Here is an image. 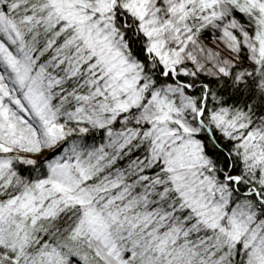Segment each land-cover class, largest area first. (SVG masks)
Instances as JSON below:
<instances>
[{
	"label": "snow or ice",
	"instance_id": "obj_1",
	"mask_svg": "<svg viewBox=\"0 0 264 264\" xmlns=\"http://www.w3.org/2000/svg\"><path fill=\"white\" fill-rule=\"evenodd\" d=\"M0 264H264V0H0Z\"/></svg>",
	"mask_w": 264,
	"mask_h": 264
}]
</instances>
